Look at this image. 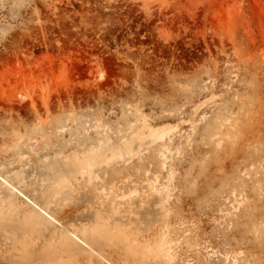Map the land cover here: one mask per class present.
Masks as SVG:
<instances>
[{
	"label": "rangeland",
	"instance_id": "rangeland-1",
	"mask_svg": "<svg viewBox=\"0 0 264 264\" xmlns=\"http://www.w3.org/2000/svg\"><path fill=\"white\" fill-rule=\"evenodd\" d=\"M0 177V264H264V0H0Z\"/></svg>",
	"mask_w": 264,
	"mask_h": 264
},
{
	"label": "bare ground",
	"instance_id": "bare-ground-1",
	"mask_svg": "<svg viewBox=\"0 0 264 264\" xmlns=\"http://www.w3.org/2000/svg\"><path fill=\"white\" fill-rule=\"evenodd\" d=\"M220 120H223V115L222 114H219L218 116H217V118H215L214 119V121H217L218 123L220 122ZM221 127V126H220ZM218 128H219V126H218ZM221 129V128H220ZM223 130V129H222ZM154 132V134H155V131H153ZM152 132V133H153ZM151 133V134H152ZM158 133V132H157ZM216 135V134H215ZM217 136V135H216ZM136 142V141H135ZM219 144V143H218ZM106 153H108V152H106ZM111 153V152H110ZM101 155V154H100ZM113 153L112 154H109V155H107L106 157H104V158H102L101 157V159H100V161L99 162H102L103 160L105 161V160H107V159H109V160H111L112 158H113ZM96 158V160H97V155H95V149L94 148H91L90 150H88V152L86 153V154H84L83 155V159L85 160V161H91V162H89V163H92V161H94V159ZM0 180H2L3 182H5V183H7L9 186H11L12 188H13V190H14V186L12 185V183H10L9 182V180L8 179H6V178H4V177H0ZM131 181H133L130 177H128V176H125V177H123L122 178V180L117 184V183H115V186L117 185L118 187H120V185H126V184H128L129 182H131ZM96 189H98V187L96 188ZM164 192V191H163ZM165 193V192H164ZM166 194V193H165ZM169 196V195H168ZM166 198V197H165ZM30 201V200H29ZM31 203L32 204H35V202L34 201H32L31 200ZM100 203V202H99ZM36 206V205H35ZM41 211L42 212H44L46 215H48L50 218H52L53 220H55L56 221V219H55V217L52 215V214H50L47 210H45V209H42L41 208ZM45 215V216H46ZM207 242V241H206ZM168 243V244H167ZM169 245V242H168V240H166L164 237H162V238H160V239H158L157 240V242H156V244L154 245V246H156L157 248H156V250L158 251V252H161L162 251V253H164V252H166L167 251V249L169 248H167V246ZM153 246V245H152ZM170 246V245H169ZM209 246V245H208ZM207 246V247H208ZM205 247V246H204ZM210 247V246H209ZM146 248H147V246H146ZM167 248V249H166ZM171 248V247H170ZM165 249H166V251H165ZM153 250V249H152ZM168 250H170V249H168ZM210 250V249H209ZM161 253V254H162ZM169 253V252H168ZM167 253H165V255H166ZM164 256V255H163ZM234 264H237V260L235 259V261H234Z\"/></svg>",
	"mask_w": 264,
	"mask_h": 264
},
{
	"label": "crops",
	"instance_id": "crops-1",
	"mask_svg": "<svg viewBox=\"0 0 264 264\" xmlns=\"http://www.w3.org/2000/svg\"><path fill=\"white\" fill-rule=\"evenodd\" d=\"M49 212V211H48ZM42 213H44V212H42ZM50 213V212H49ZM45 214V213H44ZM51 214V213H50ZM46 215V214H45ZM48 216V215H47ZM49 217V216H48ZM50 218V217H49ZM52 219V218H51ZM53 220V219H52ZM53 221H55V220H53ZM66 231H67V229H66ZM73 232V231H72ZM67 233H68V231H67ZM94 241V240H93ZM87 242V241H86ZM70 243H72L73 244V246L74 247H76V248H80V247H82L83 245L80 243V242H78V243H76V241L75 240H73V239H71L70 238ZM88 243V242H87ZM89 244L91 245V246H93V244H92V242H89ZM94 247V246H93ZM83 248V247H82ZM85 249V248H84Z\"/></svg>",
	"mask_w": 264,
	"mask_h": 264
}]
</instances>
